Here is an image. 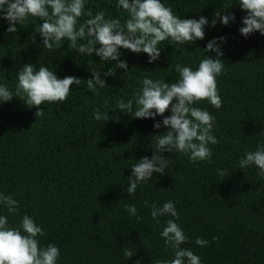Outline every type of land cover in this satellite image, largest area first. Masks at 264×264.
I'll return each instance as SVG.
<instances>
[{
    "label": "trees",
    "instance_id": "1",
    "mask_svg": "<svg viewBox=\"0 0 264 264\" xmlns=\"http://www.w3.org/2000/svg\"><path fill=\"white\" fill-rule=\"evenodd\" d=\"M183 18L211 21L217 10L228 7L234 22L225 26L217 20L205 27V38L181 45L170 40L161 44L158 61L148 62L147 54L121 49L128 69H116V76L103 77L107 85L94 95L87 91L89 67L103 73L114 62L79 54L67 48L51 51L36 33L41 23L29 18L27 27L15 34L6 31L8 21L0 18V84L15 94L16 71L27 63L38 69L41 64L55 70L59 78L68 75L81 80L73 85L64 103H45L44 115L27 107L21 97L0 104V193L19 201L17 213H9L0 204V216L8 217L10 228L18 227L23 216L32 217L43 230L41 246L56 245L60 250L57 264H157L171 260L160 232L170 216L157 224L148 205L171 200L179 219L176 222L189 238L182 247L191 249L201 264H264V176L251 166L239 169L238 161L246 152L264 144V35L240 34L241 18L246 12L237 0H161ZM93 14L119 18L127 13L118 0H86ZM85 17L84 19H86ZM83 22V21H81ZM226 37L222 44L224 72L217 77L222 107L216 109L206 100L195 106L215 117L213 135L218 140L210 161L190 162L188 155L164 153L170 166L163 175L138 185L134 195L126 192L131 164L155 148V136L164 131L153 127L162 121L157 116L134 118L109 110L110 119L96 121L94 110L115 108L118 100L132 98L145 78L174 83L179 79L175 65L194 70L204 58L208 40ZM32 37L36 43H32ZM206 55L214 56L208 52ZM56 67V68H55ZM21 99V100H20ZM170 110L164 115H170ZM219 170L227 172L221 178ZM147 202V203H145ZM135 205L131 216L125 205ZM218 236V241L212 237ZM200 237L210 241L205 247L195 243ZM125 248L135 250L126 260Z\"/></svg>",
    "mask_w": 264,
    "mask_h": 264
},
{
    "label": "clouds",
    "instance_id": "2",
    "mask_svg": "<svg viewBox=\"0 0 264 264\" xmlns=\"http://www.w3.org/2000/svg\"><path fill=\"white\" fill-rule=\"evenodd\" d=\"M237 2L246 12L241 18L240 34L244 37L254 32L264 35V0ZM118 7L127 13L123 23L119 18L106 19L103 11L93 14L91 9L86 8V0H0V18L8 21L6 31L11 34H15L18 27H27L29 18H36L41 21L36 33L47 49L59 50L67 41V48L79 54L91 57L95 54L102 62H114V67H108L103 73L100 68L89 67L92 75L87 79V91L94 95H98L99 89L107 85L102 76H116L117 68L128 69L127 60L121 59V49L135 54H147L148 62L153 63L160 58L163 42L170 40L184 46L194 44L205 38L206 26H215L217 20L227 26L235 20L234 13L226 11L228 7L217 10L211 21L205 16L199 19L181 18L161 0H118ZM224 42L226 37L223 36L208 40L204 47V58L195 70L177 63L175 70L179 79L176 82L145 78L140 89L126 102L118 100L113 109L108 108V102L105 101L106 111L101 112L100 108L94 110L93 118L103 124L110 119H119L118 116H111L109 110L154 121L157 116L163 117L162 121L153 124L155 129L163 125L164 131L158 132L162 135L155 136L156 143L151 157L144 156L131 164L126 188L129 196L135 194L138 185L150 181L154 173H165L170 160L164 153L186 154L192 163L211 160L212 148L209 145L218 143L212 133L215 117L195 105L206 100L216 109L222 107L217 77L225 68L222 49ZM32 43H36L34 37ZM208 52L214 53V56L206 55ZM16 75L18 83L15 94L6 84H0V104L10 102L14 96H23V103L27 107L37 108L36 116L44 115L42 105L45 103L66 102L72 86L80 85L82 80L73 75L59 78L55 70L43 64L37 69L32 63L23 64ZM169 110L171 114L165 116ZM253 165L259 169L258 175L264 176V144L258 145L255 151L246 152L238 161V167L242 170ZM219 175L224 178L228 174L219 170ZM0 204L9 213L18 212L19 201L12 195L0 193ZM148 207L157 224L160 223V217L174 218L168 219L160 232L165 248L171 249L173 258L159 260L157 264H201L197 254L182 247L189 242V238L176 222L179 213L175 203L168 200L162 206L153 203ZM125 208L137 221L141 219L137 216L135 205H125ZM44 234V230L28 215H24L15 228L8 226L7 216H0V264H57L60 250L51 243L42 247L39 238ZM218 240V236L212 237V241ZM195 243L205 247L210 241L197 237ZM134 252L133 249L125 248L123 255L127 260ZM135 264L140 262L136 261Z\"/></svg>",
    "mask_w": 264,
    "mask_h": 264
}]
</instances>
